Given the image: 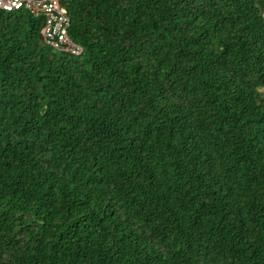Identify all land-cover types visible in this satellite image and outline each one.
Listing matches in <instances>:
<instances>
[{
	"label": "trees",
	"instance_id": "obj_1",
	"mask_svg": "<svg viewBox=\"0 0 264 264\" xmlns=\"http://www.w3.org/2000/svg\"><path fill=\"white\" fill-rule=\"evenodd\" d=\"M60 6L0 10V264H264V0Z\"/></svg>",
	"mask_w": 264,
	"mask_h": 264
},
{
	"label": "built area",
	"instance_id": "obj_2",
	"mask_svg": "<svg viewBox=\"0 0 264 264\" xmlns=\"http://www.w3.org/2000/svg\"><path fill=\"white\" fill-rule=\"evenodd\" d=\"M0 10H22L33 17H41V36L46 46L71 56H79L82 53L81 46L68 36L69 20L60 6V0H0Z\"/></svg>",
	"mask_w": 264,
	"mask_h": 264
}]
</instances>
